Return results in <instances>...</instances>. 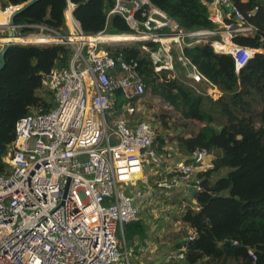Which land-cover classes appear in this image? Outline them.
Wrapping results in <instances>:
<instances>
[{
  "label": "built area",
  "instance_id": "obj_1",
  "mask_svg": "<svg viewBox=\"0 0 264 264\" xmlns=\"http://www.w3.org/2000/svg\"><path fill=\"white\" fill-rule=\"evenodd\" d=\"M66 1L63 28L30 25L32 32L20 34L21 26L14 24L13 39L9 18L21 5L0 8L8 12L0 49L11 42L66 44L72 51L66 67H52L41 77L42 86L53 93L54 106L45 113L31 109L15 123V138L4 158L8 173L0 175V264H130L146 253L149 243L143 239L127 245L122 226L142 220L144 207L168 198L173 189L181 187L182 195L192 200L200 189L196 174L211 167L200 148L187 163L164 164L154 148L153 128L133 117L134 106H119L125 117L110 111L115 90L125 101L136 100L145 94V84L136 62L114 59L105 46L157 43L154 50L142 47L154 72L169 71V77L194 87L204 77L184 55L185 47L209 45L230 55L236 74L255 53L264 52L236 41L254 36L256 27L249 19L253 11L244 14L232 0H199L214 27L192 31L181 29L148 0H114L107 16H121L131 33L105 37L101 34L106 32L84 34L73 4ZM117 35L132 39H112ZM157 214L155 209L152 220ZM193 235L190 230L186 239ZM172 258L160 257L156 264H170Z\"/></svg>",
  "mask_w": 264,
  "mask_h": 264
},
{
  "label": "trees",
  "instance_id": "obj_2",
  "mask_svg": "<svg viewBox=\"0 0 264 264\" xmlns=\"http://www.w3.org/2000/svg\"><path fill=\"white\" fill-rule=\"evenodd\" d=\"M0 1L1 8H5L33 0ZM69 1L84 34L131 33L121 16H107L114 0ZM148 1L185 31L214 27L199 0ZM232 1L244 14L253 11L249 19L256 27L254 36L237 37L236 41L264 49V0ZM66 5V0H35L15 15L13 23L21 26L20 34L32 32L30 25L63 28ZM143 46L154 50L158 44L133 42L105 48L114 59L121 57L127 62H136L145 87L176 112L175 115L153 114L154 122L150 125L156 152L162 155L164 164L175 160L187 163L198 148L213 155L211 167L196 174L200 189L191 197L196 205L184 197L168 201L178 206L186 201L179 215L172 218L185 226L181 229L183 235L181 230L178 234L168 233V246L172 247L162 250L161 257L174 254L170 264H264V52L255 53L236 74L230 55L216 53L209 45L184 48V55L197 71L220 88L221 91L211 93L214 105L209 95L196 86L169 77V71L155 73L149 52ZM71 53L66 44H13L6 51L5 64L0 70V175L8 173L4 157L15 138V123L31 109L45 113L54 106L53 93L41 84L42 75L52 67H66ZM113 98L110 111L119 114L123 102L135 106L143 95L125 101L117 89ZM142 102L145 101L142 99ZM170 120L174 122L173 130L168 124ZM255 120L258 126L254 125ZM173 213L167 211L163 219L168 220ZM142 221L122 226L127 245L134 236L145 237ZM190 230L194 235L187 240ZM177 254H182V258L176 260Z\"/></svg>",
  "mask_w": 264,
  "mask_h": 264
},
{
  "label": "rangeland",
  "instance_id": "obj_3",
  "mask_svg": "<svg viewBox=\"0 0 264 264\" xmlns=\"http://www.w3.org/2000/svg\"><path fill=\"white\" fill-rule=\"evenodd\" d=\"M108 34H110V33L107 32V34H101V36L105 37ZM129 43H132V42H129ZM118 44H126V43H118ZM118 44H115V45H118ZM177 71H180L179 67H177ZM197 85L195 84V86H197L198 89H200V91H203L205 93H208L209 90H210L208 88V86L206 84H204L203 82H201V81H197ZM217 89L219 91H221L219 87H217ZM226 95L227 94L225 93V96L223 97V100L226 97ZM210 97L212 98V101H213L212 103L214 105H216L214 103V97L213 96H210ZM142 99L145 102H142ZM142 99H140L139 101L136 100V102L133 104V105H135L134 106L135 107V113L133 115L134 118H137V119H140V120H144V121L152 124L154 122L153 114H159L161 112H168V113L174 114V115L176 114V112L166 102H164L159 97H157L155 95H152L150 93L149 89H147L146 87H145V94L143 95ZM118 111L120 112L119 114L115 113V116L117 118L118 117H125L124 116L125 113H124L123 109H121V110L118 109ZM171 123L172 122L170 120L168 122V124L170 126H172V130H173L174 122L172 124ZM254 125L255 126L259 125L257 120H255ZM157 127H159V125H157ZM169 147L172 148L171 145H169ZM212 157H213L212 154H208L205 157L204 160L206 162H211ZM221 174H224V172H220V175ZM175 201H179L177 197H176ZM189 202L191 203V201H189ZM165 203L166 204H170V203H168V201H166ZM183 204H184L183 202H182L181 206H178V203H176L175 205L170 204L171 206L167 207V209L163 210V211L162 210H157L156 207H158V206H156L155 209L159 212V217L157 219L151 221V222H149L151 220V218H152L151 210L154 209V208L149 207L145 211V214H144V217H143V221H142L144 223V225H145V228L147 226V227H149V229L146 228V233H145V237L144 238H142L141 236L137 235L136 237H134L132 239V241L133 240L137 241V240H142V239H146L147 240L148 238H149V240L158 241V242H155V243L159 247L161 246L160 247V251L161 252L159 251V254H162V250L166 251L168 249H171L172 245L168 246V242H170L169 241L170 236L168 235V233L176 232L175 234H178V231L181 230L182 228H184V226H185L180 221H177L175 219L172 220V218L174 216L177 217L179 215V212L181 211ZM166 211H173L174 212L173 214L169 215V219L168 220L167 219H163L166 216V215H164V214H166ZM175 213H178V214L176 215ZM183 233H184V231L181 230V235H183ZM118 235L120 237V234H118ZM178 238H181V237L178 236ZM157 254L158 253L156 252L155 259H151L152 258L151 254H147V255H144V256L142 254L136 255L135 257L131 258L130 264H156L160 260V259H156ZM172 255H174V254H172ZM175 259L179 260L178 258H175Z\"/></svg>",
  "mask_w": 264,
  "mask_h": 264
},
{
  "label": "crops",
  "instance_id": "obj_4",
  "mask_svg": "<svg viewBox=\"0 0 264 264\" xmlns=\"http://www.w3.org/2000/svg\"><path fill=\"white\" fill-rule=\"evenodd\" d=\"M1 2H2V1H0V8H1ZM6 21H7L6 16L1 15V16H0V25H1L0 34H2V35L7 34V29H6V27L4 26V24H3V23H6ZM0 46H1V44H0ZM174 66H175L176 69H177V67H179L177 64H175ZM182 193H183V189H182L181 187H179V188L173 189V190L171 191V193H170V195H169V198H165V199H163L162 201H159L158 203H157V201H152V203H151L150 206H146V207H144V209H143V211H142V220H143V217H144L145 211H146L149 207L154 208V209L151 210V214L154 212L156 206H158L157 210H162V211H163V210H166L167 207H169V206H171V205H170V204H166L165 202H166V201L173 202V201L176 200V197H177V198L184 197V196L182 195ZM184 199L187 200L188 198H187V197H184ZM190 201H191V204H192L193 199H192V200L190 199ZM183 202L186 203V201H183ZM155 203H156V204H155ZM172 204H173V203H172ZM173 205H175V204H173ZM192 205H193V204H192ZM166 212H167V211H166ZM157 216L159 217V212H158ZM151 221H153L152 218H151V220H150L149 222H151ZM146 228L149 229V227H147V226H146ZM122 233H123V231H122ZM134 237H136V236H134ZM134 237H133V238H134ZM152 239H153V238H152ZM155 242H158V241L148 240L149 247H148V250L146 251V253L143 254V256H144V255H147V254H151V255H152V258H151V259H155L156 252H157L158 254H157L156 259H159V258L161 257V254H159V251H160V250H159V246H158Z\"/></svg>",
  "mask_w": 264,
  "mask_h": 264
},
{
  "label": "water",
  "instance_id": "obj_5",
  "mask_svg": "<svg viewBox=\"0 0 264 264\" xmlns=\"http://www.w3.org/2000/svg\"><path fill=\"white\" fill-rule=\"evenodd\" d=\"M34 2H35V0L30 1V2H28V3H26V4H24V5H21L20 8H19L18 10L14 11V12L11 14V16H10V18H9V21H10V22H9V28H10L9 36H10V38L13 39V38L15 37V35H16V33H15V29L13 28V25H14V23H13V19H14L15 15L18 14L19 12L23 11L24 9H26L28 6L32 5ZM11 45H12L11 42L6 43V44H4V45L2 46V48L0 49V70L4 67V64H5V53H6V51L8 50V48H9ZM188 191H189L190 193H192V194L194 193V189H193V188H188ZM65 193H66V187H65V189H64V194H65Z\"/></svg>",
  "mask_w": 264,
  "mask_h": 264
},
{
  "label": "bare ground",
  "instance_id": "obj_6",
  "mask_svg": "<svg viewBox=\"0 0 264 264\" xmlns=\"http://www.w3.org/2000/svg\"><path fill=\"white\" fill-rule=\"evenodd\" d=\"M1 15H3V16H6V18H7V16H8V12L7 13H4L2 10H0V16ZM5 36V35H4ZM112 37V39H114L115 41H120V40H130V39H132V37L131 36H126V35H117V36H111ZM3 39H5V38H3ZM19 40H21V39H16L15 41H19ZM197 81H201V82H203L204 84H206L207 86H208V88L210 89L209 90V92L207 93V94H211V93H213V92H215L216 90H217V88L216 89H213L208 83H207V81L204 79V78H198L197 79Z\"/></svg>",
  "mask_w": 264,
  "mask_h": 264
}]
</instances>
